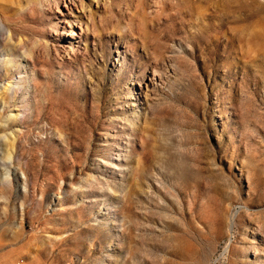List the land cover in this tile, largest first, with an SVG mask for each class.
<instances>
[{
	"label": "rangeland",
	"instance_id": "374dc122",
	"mask_svg": "<svg viewBox=\"0 0 264 264\" xmlns=\"http://www.w3.org/2000/svg\"><path fill=\"white\" fill-rule=\"evenodd\" d=\"M0 21V264H264V0Z\"/></svg>",
	"mask_w": 264,
	"mask_h": 264
},
{
	"label": "built area",
	"instance_id": "2783aa9c",
	"mask_svg": "<svg viewBox=\"0 0 264 264\" xmlns=\"http://www.w3.org/2000/svg\"><path fill=\"white\" fill-rule=\"evenodd\" d=\"M2 264H26V263H25V260H23V259H16V260H14L12 262H5V263H2Z\"/></svg>",
	"mask_w": 264,
	"mask_h": 264
},
{
	"label": "bare ground",
	"instance_id": "6f19581e",
	"mask_svg": "<svg viewBox=\"0 0 264 264\" xmlns=\"http://www.w3.org/2000/svg\"><path fill=\"white\" fill-rule=\"evenodd\" d=\"M0 29L4 30V24L0 21ZM235 217L232 219V227L235 225Z\"/></svg>",
	"mask_w": 264,
	"mask_h": 264
}]
</instances>
